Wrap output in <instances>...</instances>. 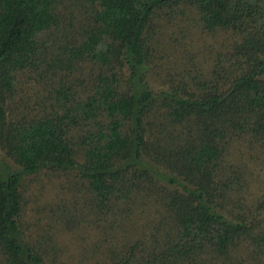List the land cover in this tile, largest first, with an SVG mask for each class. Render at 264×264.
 <instances>
[{
	"label": "trees",
	"instance_id": "trees-1",
	"mask_svg": "<svg viewBox=\"0 0 264 264\" xmlns=\"http://www.w3.org/2000/svg\"><path fill=\"white\" fill-rule=\"evenodd\" d=\"M72 230L83 264H264V0H0V264Z\"/></svg>",
	"mask_w": 264,
	"mask_h": 264
},
{
	"label": "rangeland",
	"instance_id": "rangeland-1",
	"mask_svg": "<svg viewBox=\"0 0 264 264\" xmlns=\"http://www.w3.org/2000/svg\"><path fill=\"white\" fill-rule=\"evenodd\" d=\"M185 21V20H184ZM178 22V25L189 28V23L186 22ZM206 40V47L203 49V53L205 56L211 55V53L208 50V44H211L212 50H216L218 47L217 42H215L210 36L203 35ZM157 78V77H155ZM158 79V78H157ZM154 85H156V80H151ZM36 184L31 186V188H34ZM58 192L52 188L50 183L43 182V188L41 189L40 193L38 194V199L41 200L40 203H43L42 199L45 197L51 198L49 201H57ZM57 243H59V247H62V250L60 251L59 255V264H83V260L80 255H78V246H80L83 242L77 237V232L75 230L72 231H64L62 235H56ZM79 259L81 260V263H79ZM88 262V263H92Z\"/></svg>",
	"mask_w": 264,
	"mask_h": 264
}]
</instances>
